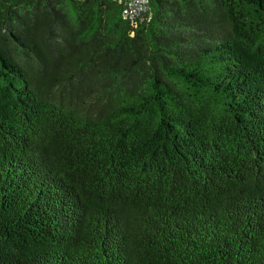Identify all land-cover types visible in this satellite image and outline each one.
<instances>
[{
	"label": "trees",
	"instance_id": "trees-1",
	"mask_svg": "<svg viewBox=\"0 0 264 264\" xmlns=\"http://www.w3.org/2000/svg\"><path fill=\"white\" fill-rule=\"evenodd\" d=\"M0 0V264H264V0Z\"/></svg>",
	"mask_w": 264,
	"mask_h": 264
},
{
	"label": "built area",
	"instance_id": "built-area-1",
	"mask_svg": "<svg viewBox=\"0 0 264 264\" xmlns=\"http://www.w3.org/2000/svg\"><path fill=\"white\" fill-rule=\"evenodd\" d=\"M121 5L120 17L127 23L134 25L149 21L151 10L149 0H113Z\"/></svg>",
	"mask_w": 264,
	"mask_h": 264
}]
</instances>
